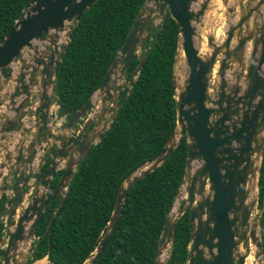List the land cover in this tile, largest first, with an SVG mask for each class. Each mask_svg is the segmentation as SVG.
I'll use <instances>...</instances> for the list:
<instances>
[{"label": "water", "instance_id": "obj_1", "mask_svg": "<svg viewBox=\"0 0 264 264\" xmlns=\"http://www.w3.org/2000/svg\"><path fill=\"white\" fill-rule=\"evenodd\" d=\"M95 1L88 0L82 7L84 0H27L19 17L1 39L0 179L3 174L13 173L14 160L27 138H36L38 134L43 138L51 135L56 67L75 25ZM148 1L160 9L161 21L156 25L148 22L142 11ZM143 5L100 86L69 118L65 129L72 125L71 130L65 131L61 138L55 136L58 140L56 146H49L51 161L38 178L46 157L39 162L38 170L23 192L24 196H31L22 211L15 213L12 205L21 201L19 186L29 174L20 172L14 183L9 188L6 186L8 198L0 212V221L9 208L15 218L12 217L6 230L8 236L0 238V264H17L22 247H26L23 249L26 263L38 219L60 194L62 198L56 209L61 205L79 163L124 105L152 49L149 47L141 55L142 45L149 33L161 26L166 12L178 26L177 52H181L185 68L180 69H184L182 86L176 81L175 65L179 58L176 52L173 63L175 128L161 152L121 182L107 227L96 248L81 264L97 261L116 227L130 188L161 165L184 136L187 142L184 174L158 239L157 264H167L172 241L170 233L174 232L175 220L186 210L189 212L190 232L185 264H245L248 255H252L253 264H264L259 226L262 210L254 214L264 150V135L258 134V130L264 127V13L261 9L264 0H144ZM207 14H210L208 19ZM219 30L222 36L217 37ZM247 45L250 52H247ZM136 58L139 60L129 72ZM117 70L119 75L115 78ZM125 76L127 96L118 104V94L123 88L118 87L117 82ZM178 85L181 88L177 94ZM96 92L101 94L100 107L107 100L111 110L116 107L110 122L99 128L102 120L96 112L89 115L75 134L76 124L95 105ZM92 124L93 129L85 133ZM31 145L27 151H22L29 171ZM23 158L21 155V161ZM251 163L257 198L253 196L236 219L231 211L245 181V175L238 169L247 170ZM60 168L63 172L55 188L48 193L50 180ZM207 180L210 192L205 189ZM199 191L202 194L198 201ZM177 195L185 198V204L181 214L173 218L170 213ZM54 216L55 211L44 233L50 228ZM237 226L241 230L235 237ZM236 241L243 242L238 251H235ZM248 244L255 245L254 256Z\"/></svg>", "mask_w": 264, "mask_h": 264}, {"label": "trees", "instance_id": "obj_2", "mask_svg": "<svg viewBox=\"0 0 264 264\" xmlns=\"http://www.w3.org/2000/svg\"><path fill=\"white\" fill-rule=\"evenodd\" d=\"M27 0H0V41L19 17ZM144 0H96L70 34L56 67L54 99L58 115L70 117L100 86ZM178 26L166 12L151 31L141 55L151 51L109 128L79 163L61 205L50 204L35 228L25 264L46 257L49 264H81L96 248L121 182L154 159L176 125L173 63ZM136 58L129 72L138 62ZM128 72V73H129ZM187 142L182 137L170 156L128 191L116 227L94 264H157L156 252L168 209L181 185ZM55 179L53 180V184ZM259 226L264 258V150L258 178ZM55 211L50 228L46 224ZM189 212L174 223L167 264H185ZM1 237V226H0Z\"/></svg>", "mask_w": 264, "mask_h": 264}, {"label": "flooded vegetation", "instance_id": "obj_3", "mask_svg": "<svg viewBox=\"0 0 264 264\" xmlns=\"http://www.w3.org/2000/svg\"><path fill=\"white\" fill-rule=\"evenodd\" d=\"M243 7H244V9H246L245 8L246 7L245 4H243ZM261 9H262V12L264 13V5L261 7ZM210 14L206 15L207 19L209 18ZM216 36L217 37L222 36V32L221 33L217 32ZM247 52H250V47L248 45H247ZM125 87H127V86H124V88ZM124 88L118 94L117 103L119 102V99L121 97V92L124 90ZM52 103H54L53 105L54 106L56 105L57 109H58V105H57L54 97L52 99ZM57 109H56V111L54 110L52 112V117L50 118V121L52 122V124H51V128L52 129H50L51 130V132H50L51 135L49 137H47V138H43V137L39 136V134L37 135L36 138H30L29 137V138H27L26 144H24V146H23L24 147L23 149L25 151H27L28 147L30 146V143H32V145H31L32 152H31V156H30V160H31V169H30V171H29V165H28L27 160H26V156L22 154L23 149L20 148V151H19V153H18V155H17V157H16V159L14 160V163H13V167H12V172L13 173L3 174L2 175V177L0 179V184H1L0 185V189H1L0 190V212L2 211L4 206H6V202H7L6 200L8 198V196H6V189L5 188H6V186H7V188H9L14 183V181H15V179L17 177V174H19L20 172L23 175H27V173L29 175L23 182L22 181H21V183L19 182L20 183L19 189H20V192H21L20 197L22 199H21V201H18L19 204L17 202L15 205H12V208H15V213H17L20 210L22 211V209L25 207V205L27 204V202L29 200V196H31V194H29V195L27 194V195L24 196L25 193H23V192L25 191V187L28 184V182H30L29 180L32 179V176L34 175L35 171L38 170L39 162L42 161L44 157H46V161L41 166L38 178L41 176V174L43 173V171L45 170V168L48 166V164L51 161L52 156H50L51 153L49 151V146L51 145L53 148L56 146V141H58V140L55 139V136H58L59 138H61L60 136L64 135L65 131L69 132V130H71L72 125L69 126L67 128V130L65 128L67 127V123L69 121V118L72 115L70 117L66 116L65 114L64 115H58ZM53 114H54V117H53ZM58 119H60V121L57 122ZM80 126H82V125L79 124V122H78L76 124V126H75V130H74L75 134H76L77 131L80 130V128H81ZM91 128H92V125H90L88 127V130H90ZM88 130H86L85 133H87ZM73 137H74V135L70 136L69 141H71ZM21 155H22V157L24 156V158H23L24 161H21V159H20ZM15 168H17L16 172H15ZM62 172H63V169L60 168V169L57 170L55 175L52 177V179L50 180V183L48 185V193L55 188L56 183H57L59 177L61 176ZM54 179H55V183H54V185H52ZM8 182H9V184H8ZM34 184L35 183H32V185H34ZM14 197H15V195H14ZM61 198H62V194H60L57 198H55L52 203H54V202H58L59 203ZM8 208H9V206H7L6 209H8ZM9 209H10V211L12 210L11 208H9ZM10 211L6 210L5 215L2 217V219L0 221L1 237H3L5 235V238H6L8 236V233H6V230H7L8 226H9V223H10L12 217H14V215L11 214Z\"/></svg>", "mask_w": 264, "mask_h": 264}, {"label": "rangeland", "instance_id": "obj_4", "mask_svg": "<svg viewBox=\"0 0 264 264\" xmlns=\"http://www.w3.org/2000/svg\"><path fill=\"white\" fill-rule=\"evenodd\" d=\"M142 11H143V13H144V15L145 16H147L148 17V22H153L154 23V25H156V24H158L160 21H161V18H160V9L157 7V6H155L154 4H153V2H151V1H148V2H146L144 5H143V7H142ZM179 51L177 52V57H179ZM184 68V66H183V61H182V65H180V68ZM185 69V68H184ZM184 69H182V71L181 70H179L178 72H177V74H178V81L180 82V84L183 86V84H184V82L185 81H183V74H182V72H183V70ZM118 75H119V70H117L116 71V74L114 75V77L115 78H117L118 77ZM126 77L127 76H125V77H121V78H119L118 79V87H121V88H124V86H126ZM181 77V78H180ZM125 84V85H124ZM100 98H101V94L99 93V92H96V94H94V98H93V101H94V103H95V105L91 108V109H89L84 115H83V117L79 120V124H81V125H83L84 124V122L86 121V119L89 117V115H91V114H94V113H98V114H100V118H101V120H102V122H101V125H99V128H101V127H104V126H106V125H108V123L110 122V118L112 117V112H114L115 111V108L116 107H114L112 110H111V105H110V103H109V101L107 100L105 103H104V106L103 107H100V105H98V104H100ZM54 104V103H53ZM52 112L55 110L56 111V109H57V106L55 105H52ZM53 117H54V114H53ZM93 117V116H92ZM58 121H60V119H58L57 120V122ZM94 122V121H93ZM94 124V123H93ZM92 124V128L91 129H93V125ZM80 127H82V126H80ZM90 129V130H91ZM89 131V130H88ZM67 133V132H66ZM207 190V189H206ZM184 195V194H183ZM251 196L252 195H249L248 197H249V199H251ZM255 198H257V192L255 193ZM184 204H185V198L183 197V196H181V195H177L176 196V198H175V201H174V203H173V205H174V209H173V211L170 213V215L173 217V218H175V217H177V215H179V214H181V212L183 211V206H184ZM260 211V208H259V204H258V202L256 203V208H255V210H254V214L255 213H258ZM35 238H36V236H33L32 238H31V242L32 241H34L35 240ZM251 246V250L253 251V256H254V253H255V251H256V247H255V245L253 244H250ZM240 248H242V246L240 247ZM21 250L20 251H22V252H19V255L17 256V259H18V263L17 264H24V261H25V259H26V257L23 255V253H24V250H26V247H22V248H20ZM24 249V250H23ZM249 256V255H248ZM44 260V262L42 263V264H49V262L47 261V259L46 258H44L43 259ZM245 264H253V257H252V255L248 258V260H246V263ZM257 264H258V262H257Z\"/></svg>", "mask_w": 264, "mask_h": 264}, {"label": "bare ground", "instance_id": "obj_5", "mask_svg": "<svg viewBox=\"0 0 264 264\" xmlns=\"http://www.w3.org/2000/svg\"><path fill=\"white\" fill-rule=\"evenodd\" d=\"M218 33H221V31L219 30ZM179 55L180 56H179V58L176 62V65H175V74H176V81L177 82H179L178 81L179 76H178L177 72L181 69L180 65H182V61H183V59H182L183 56L181 55V52ZM179 85H180V82H179ZM180 88H181L180 86H179V88H177V90H176L177 94L180 91ZM177 98H178V96H177ZM258 134H259V136L264 135V127H261V129L258 130ZM252 165H253V163H251V166L247 170H244V171L242 168L238 169V172L242 171L243 174L245 175V181L243 182V184H241V190H240V192H238V195L236 196L235 208L231 211V215H233L236 219L238 217H240V213H241L242 208L245 207L246 205H248V203L253 198L254 193H255V185H254L255 179H254V174H252ZM209 187H210V184H209V181L207 180L206 184H205V189H208L210 192ZM201 192L202 191H199V194H197V200L198 201H199V198L201 197V194H202ZM249 195H252L251 199H249V197H248ZM236 223H238V222L236 221ZM237 228H238V231H235V233H236L235 237L237 236L238 232L241 230L240 227L237 226ZM242 244H243L242 241L241 242L236 241V245H235L236 250L235 251H238ZM248 245H250V244H248ZM250 256L251 255L247 256L246 260H248V258ZM43 259H39V260L35 261L34 264H42L44 262Z\"/></svg>", "mask_w": 264, "mask_h": 264}, {"label": "snow or ice", "instance_id": "obj_6", "mask_svg": "<svg viewBox=\"0 0 264 264\" xmlns=\"http://www.w3.org/2000/svg\"><path fill=\"white\" fill-rule=\"evenodd\" d=\"M87 3H88V0H84V5H82V7L86 6Z\"/></svg>", "mask_w": 264, "mask_h": 264}, {"label": "crops", "instance_id": "obj_7", "mask_svg": "<svg viewBox=\"0 0 264 264\" xmlns=\"http://www.w3.org/2000/svg\"><path fill=\"white\" fill-rule=\"evenodd\" d=\"M42 259H43V258H42ZM36 261H37V260H36ZM34 263H35V262H34ZM34 263H33V264H34Z\"/></svg>", "mask_w": 264, "mask_h": 264}]
</instances>
